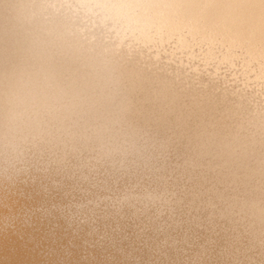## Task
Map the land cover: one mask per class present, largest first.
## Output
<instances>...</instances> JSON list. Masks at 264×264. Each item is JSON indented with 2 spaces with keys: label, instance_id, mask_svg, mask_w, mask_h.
<instances>
[{
  "label": "clouds",
  "instance_id": "obj_1",
  "mask_svg": "<svg viewBox=\"0 0 264 264\" xmlns=\"http://www.w3.org/2000/svg\"><path fill=\"white\" fill-rule=\"evenodd\" d=\"M0 264H264V0H0Z\"/></svg>",
  "mask_w": 264,
  "mask_h": 264
}]
</instances>
